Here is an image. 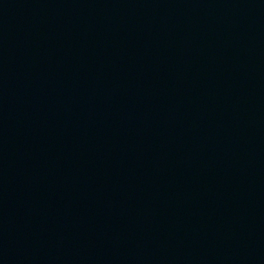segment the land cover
<instances>
[{
  "label": "water",
  "instance_id": "water-1",
  "mask_svg": "<svg viewBox=\"0 0 264 264\" xmlns=\"http://www.w3.org/2000/svg\"><path fill=\"white\" fill-rule=\"evenodd\" d=\"M0 264H264V0H0Z\"/></svg>",
  "mask_w": 264,
  "mask_h": 264
}]
</instances>
